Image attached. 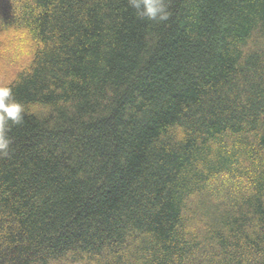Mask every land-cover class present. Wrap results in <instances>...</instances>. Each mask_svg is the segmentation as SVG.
Here are the masks:
<instances>
[{
  "label": "trees",
  "instance_id": "trees-1",
  "mask_svg": "<svg viewBox=\"0 0 264 264\" xmlns=\"http://www.w3.org/2000/svg\"><path fill=\"white\" fill-rule=\"evenodd\" d=\"M0 0V264H264V0Z\"/></svg>",
  "mask_w": 264,
  "mask_h": 264
},
{
  "label": "clouds",
  "instance_id": "clouds-1",
  "mask_svg": "<svg viewBox=\"0 0 264 264\" xmlns=\"http://www.w3.org/2000/svg\"><path fill=\"white\" fill-rule=\"evenodd\" d=\"M141 18L151 21H166L169 18L165 0H129ZM25 114V106L17 101L10 87H0V154L7 155L11 140L9 124L19 125Z\"/></svg>",
  "mask_w": 264,
  "mask_h": 264
}]
</instances>
